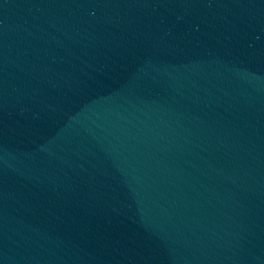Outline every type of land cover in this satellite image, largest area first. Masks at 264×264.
Segmentation results:
<instances>
[{
    "label": "water",
    "instance_id": "95a60500",
    "mask_svg": "<svg viewBox=\"0 0 264 264\" xmlns=\"http://www.w3.org/2000/svg\"><path fill=\"white\" fill-rule=\"evenodd\" d=\"M0 264H264V0H0Z\"/></svg>",
    "mask_w": 264,
    "mask_h": 264
}]
</instances>
